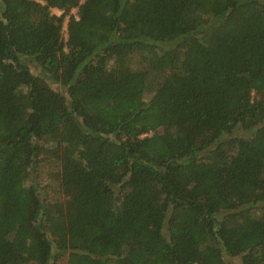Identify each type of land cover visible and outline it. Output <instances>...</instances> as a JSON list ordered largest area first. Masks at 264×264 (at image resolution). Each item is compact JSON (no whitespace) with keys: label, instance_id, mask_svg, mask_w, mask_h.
<instances>
[{"label":"trees","instance_id":"1","mask_svg":"<svg viewBox=\"0 0 264 264\" xmlns=\"http://www.w3.org/2000/svg\"><path fill=\"white\" fill-rule=\"evenodd\" d=\"M0 264H264V0H0Z\"/></svg>","mask_w":264,"mask_h":264},{"label":"rangeland","instance_id":"2","mask_svg":"<svg viewBox=\"0 0 264 264\" xmlns=\"http://www.w3.org/2000/svg\"><path fill=\"white\" fill-rule=\"evenodd\" d=\"M56 13H59V11L58 10H54ZM72 14L73 15H76V9H73L72 11ZM65 28H66V22L64 23V25H63V30H65ZM63 36L66 38V33H65V31H64V33H63Z\"/></svg>","mask_w":264,"mask_h":264}]
</instances>
